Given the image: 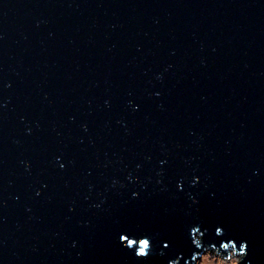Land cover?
<instances>
[{"label":"water","instance_id":"95a60500","mask_svg":"<svg viewBox=\"0 0 264 264\" xmlns=\"http://www.w3.org/2000/svg\"><path fill=\"white\" fill-rule=\"evenodd\" d=\"M245 242L264 264V0H0V264Z\"/></svg>","mask_w":264,"mask_h":264},{"label":"rangeland","instance_id":"374dc122","mask_svg":"<svg viewBox=\"0 0 264 264\" xmlns=\"http://www.w3.org/2000/svg\"><path fill=\"white\" fill-rule=\"evenodd\" d=\"M209 253H212L210 255ZM236 253L239 255H243L244 253L238 251L235 247H232L231 253L227 254L224 252H221V255L216 254L214 249L211 250H205V252L199 257H195L194 264H232V261L235 259V256L232 257V254ZM215 256V258H213ZM244 264H248L245 263Z\"/></svg>","mask_w":264,"mask_h":264},{"label":"clouds","instance_id":"9594fccd","mask_svg":"<svg viewBox=\"0 0 264 264\" xmlns=\"http://www.w3.org/2000/svg\"><path fill=\"white\" fill-rule=\"evenodd\" d=\"M199 240H200V245H202L203 244V240H202V236L201 235L199 236ZM140 241H148L149 242V250H146L143 254H141V253H139L137 251V255L139 257H147L149 255V252H150L151 248H152L151 241H150V239H147V238L140 239ZM243 247L245 249V252H244L243 255H239V254H236V253L232 254V257L235 256V259L232 261V264H244L245 258L247 256V252H246L247 243L246 242L243 244ZM213 248L215 249L216 254L222 256L221 252H220V248H215V247H213ZM213 248H210V249H213ZM209 254L212 255V253H209ZM213 258H215V256ZM192 260H193V258H192ZM174 264H175V262H174Z\"/></svg>","mask_w":264,"mask_h":264}]
</instances>
